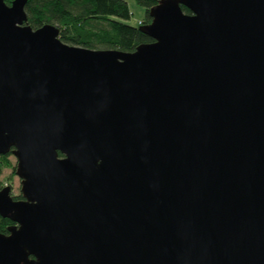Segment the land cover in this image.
<instances>
[{
    "label": "water",
    "instance_id": "water-1",
    "mask_svg": "<svg viewBox=\"0 0 264 264\" xmlns=\"http://www.w3.org/2000/svg\"><path fill=\"white\" fill-rule=\"evenodd\" d=\"M26 1L0 0V264H264V0H159L133 52Z\"/></svg>",
    "mask_w": 264,
    "mask_h": 264
},
{
    "label": "trees",
    "instance_id": "trees-1",
    "mask_svg": "<svg viewBox=\"0 0 264 264\" xmlns=\"http://www.w3.org/2000/svg\"><path fill=\"white\" fill-rule=\"evenodd\" d=\"M5 1L9 4L11 0ZM135 1L145 9L144 18L136 25L126 23L131 16L126 0H27L26 24L32 29L54 25L59 39L69 45L133 52L138 45L152 41L138 27L151 21L149 10L159 0ZM181 9L190 13L184 6ZM9 155H0V189L5 186L1 178L3 170L11 169V175L15 174L16 162L12 165ZM12 198L20 200L22 196L19 193ZM14 224L9 216L0 215V234L8 235Z\"/></svg>",
    "mask_w": 264,
    "mask_h": 264
},
{
    "label": "rangeland",
    "instance_id": "rangeland-1",
    "mask_svg": "<svg viewBox=\"0 0 264 264\" xmlns=\"http://www.w3.org/2000/svg\"><path fill=\"white\" fill-rule=\"evenodd\" d=\"M128 4L129 11L131 13L130 18L126 21V23L131 25H136L138 21H141L145 16V9L139 6L135 0H126ZM9 160L11 161L12 165L15 164L16 159L15 157L10 154ZM1 178L5 180L3 185H10L11 186V194L18 195L20 193V179L16 174L11 175V169H4L1 175Z\"/></svg>",
    "mask_w": 264,
    "mask_h": 264
}]
</instances>
